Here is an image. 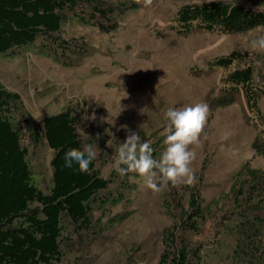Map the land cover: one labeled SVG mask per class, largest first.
<instances>
[{
    "label": "rangeland",
    "instance_id": "374dc122",
    "mask_svg": "<svg viewBox=\"0 0 264 264\" xmlns=\"http://www.w3.org/2000/svg\"><path fill=\"white\" fill-rule=\"evenodd\" d=\"M107 1L120 10L114 18L116 31L105 33L99 25H82L73 17L62 27L63 38L88 45L89 55L77 65L57 64L36 47L0 55V80L21 95L39 127L45 116L67 107L77 112L79 137L84 146L95 147L98 170L110 180L108 190L94 202L90 227L65 225L62 258L55 264H157L163 232L176 224L180 204L186 203L192 188L200 191L207 205L227 193L233 174L244 163L264 171V157L251 148L258 128L264 129V119L259 124L242 93L232 105L216 103L228 85L227 74L239 60L230 69L214 64L217 58L239 53L244 59L240 66L251 63L256 83L264 90V52L249 47L250 39L264 35V28L240 34L200 30L181 34L179 10L211 0H153L150 7L135 0ZM228 1L264 9V0ZM197 102L207 103L210 114L201 144L195 148L193 185L169 184L153 192L136 174L121 177L114 170L116 149L126 139L122 126L155 150L161 148V153L163 144L156 146V141L165 138L164 112ZM259 104L264 118V95ZM93 114L95 120L90 119ZM25 144L34 181L47 192L52 185L53 151L47 143L34 148L26 139ZM202 230L194 237L202 248L200 264H227L231 240L221 236L218 240L211 221Z\"/></svg>",
    "mask_w": 264,
    "mask_h": 264
},
{
    "label": "trees",
    "instance_id": "16d2710c",
    "mask_svg": "<svg viewBox=\"0 0 264 264\" xmlns=\"http://www.w3.org/2000/svg\"><path fill=\"white\" fill-rule=\"evenodd\" d=\"M86 11L88 15L80 14ZM119 12L107 0H0V55L36 47L40 54L53 56L57 64L75 66L89 55L88 45L63 38V25L73 17L79 24L99 25L102 32L112 33L118 28L114 18ZM96 19L108 21L110 26ZM177 22L181 34L192 30L240 34L264 28V9L211 0L183 6ZM239 55L233 53L214 62L230 69L239 60L227 74L228 85L216 103L218 107L232 105L233 98L242 93L260 124L264 118L259 103L264 90L256 83V68L251 63L240 66L244 59ZM40 127L21 95L8 90L0 80V264L61 261L65 225L90 227L94 202L109 188L110 180L100 174L97 157L88 173L79 172L76 165L64 167L65 152L84 147L73 108L45 116ZM26 139L34 148L47 143L53 151L52 185L47 192L34 181ZM163 140L156 141V146ZM251 148L264 157V129L258 128ZM160 150L154 149V158H159ZM180 207L176 224L163 232V251L157 264L203 263L202 248L194 237L201 236L209 221L217 229L218 240L221 236L232 242L225 257L227 264H264L263 170L244 163L220 198L205 205L200 191L192 188Z\"/></svg>",
    "mask_w": 264,
    "mask_h": 264
},
{
    "label": "clouds",
    "instance_id": "9594fccd",
    "mask_svg": "<svg viewBox=\"0 0 264 264\" xmlns=\"http://www.w3.org/2000/svg\"><path fill=\"white\" fill-rule=\"evenodd\" d=\"M135 2L142 3L143 7H150L153 0ZM249 47L253 51L264 52V35L250 39ZM209 114L210 107L205 102L167 108L164 119L168 123L163 133V151L158 159L154 158V149L149 141L141 142V137L136 132L127 125L122 126L126 131V139L118 145L112 167L121 177L136 174L153 192H160L169 184L173 187L193 185L196 176L191 165L196 159L195 148L201 144ZM90 119L95 120V115ZM96 156V149L91 144L85 145L82 150L72 148L65 152L64 167L72 169L76 165L79 172L88 173Z\"/></svg>",
    "mask_w": 264,
    "mask_h": 264
},
{
    "label": "water",
    "instance_id": "95a60500",
    "mask_svg": "<svg viewBox=\"0 0 264 264\" xmlns=\"http://www.w3.org/2000/svg\"><path fill=\"white\" fill-rule=\"evenodd\" d=\"M41 128V127H40Z\"/></svg>",
    "mask_w": 264,
    "mask_h": 264
}]
</instances>
